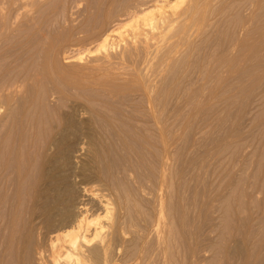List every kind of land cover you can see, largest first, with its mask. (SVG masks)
Wrapping results in <instances>:
<instances>
[{"label": "rangeland", "instance_id": "374dc122", "mask_svg": "<svg viewBox=\"0 0 264 264\" xmlns=\"http://www.w3.org/2000/svg\"><path fill=\"white\" fill-rule=\"evenodd\" d=\"M143 1L0 0V264L47 254L62 144L124 198L120 264H264V0L162 34L128 22Z\"/></svg>", "mask_w": 264, "mask_h": 264}, {"label": "bare ground", "instance_id": "6f19581e", "mask_svg": "<svg viewBox=\"0 0 264 264\" xmlns=\"http://www.w3.org/2000/svg\"><path fill=\"white\" fill-rule=\"evenodd\" d=\"M199 1L187 0L183 8L177 9L173 7L176 0H145L139 8H134L136 10L129 12V14L127 13L126 16L128 22L141 17L143 26H152V30L155 28L162 34V29L170 27L174 22L182 21L185 23L187 18L198 10ZM134 21L130 23L133 24ZM116 25L105 32L101 42H104L109 36L111 37L113 33H117L121 23ZM123 26L125 25L122 24ZM136 28L137 26L131 29ZM154 34L156 33L154 32ZM104 57L107 60L110 59L108 54H105ZM77 58H80L77 54L65 56L63 62H72L77 60ZM62 145L60 150L57 151L63 162L60 166H57L58 171L51 174L50 181L45 184L47 196L49 195L47 199L50 201V204H48L50 207H48L49 216L45 227H43L45 230L42 232L43 236L41 237L44 239L47 254L43 255L40 253L38 264H120L121 246L119 242L125 237H123L121 226L124 198L119 195L116 189L109 187L108 184L103 185L104 188H102V182L100 181L102 175H100L101 171L97 168H94L95 170L92 168L89 171L93 172L92 177H95V179H92H94V183L95 181L96 183L98 181L101 182H98L101 188L95 184L88 185V182L85 181L72 182L69 180L67 172L64 173V170L66 171L64 167L69 164L82 163L87 152L80 144L79 147L77 145V149L74 148V151L71 150V144ZM72 147H75V145ZM69 168L67 167V170ZM69 171L71 172L70 169ZM71 175L73 176V174ZM81 180L83 179L81 178ZM52 208H57L58 210L56 209L57 211H55Z\"/></svg>", "mask_w": 264, "mask_h": 264}]
</instances>
